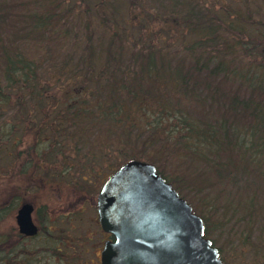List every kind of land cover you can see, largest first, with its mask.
I'll use <instances>...</instances> for the list:
<instances>
[{
    "label": "trees",
    "instance_id": "1",
    "mask_svg": "<svg viewBox=\"0 0 264 264\" xmlns=\"http://www.w3.org/2000/svg\"><path fill=\"white\" fill-rule=\"evenodd\" d=\"M132 5L141 10L129 19ZM26 125L38 127L39 157L67 146L125 153L110 173L146 159L184 196L137 151L159 146L186 163V186L225 202L220 234L232 218L229 230L242 225L254 247L256 230L264 249V188L253 180L264 174V0H0V166ZM86 162L79 170L90 174ZM38 221L37 235L14 233L7 245L0 233V264L35 263L25 242L42 233Z\"/></svg>",
    "mask_w": 264,
    "mask_h": 264
},
{
    "label": "rangeland",
    "instance_id": "2",
    "mask_svg": "<svg viewBox=\"0 0 264 264\" xmlns=\"http://www.w3.org/2000/svg\"><path fill=\"white\" fill-rule=\"evenodd\" d=\"M143 1L147 2L148 0ZM156 2L158 3L159 0ZM168 5L169 3L166 2L164 7H168ZM129 10L125 12L124 16L132 19L137 18L136 12L141 9L132 5ZM158 17L160 20L168 18V16ZM227 88H229V84H227ZM11 97L13 99L15 95H11ZM13 111L12 109L9 113L11 114ZM38 132V127L27 125L21 131L16 133L13 131L11 135L14 137L16 156L14 159L7 158L6 160L9 162H3L0 166V209L1 214L5 212V215L0 218V233L9 234L3 245H7L13 236L20 233L16 220L17 210L23 202H30L36 206V211L32 213H35L33 219L38 213L42 226L48 228L42 227L43 231L38 235L37 240L28 239L25 242L31 248V258L33 256L35 263L99 264L101 261L100 251L103 249L107 233H109L103 230L98 217L97 194L103 183L99 179L104 176L108 177L110 174L108 165L115 166L116 163L123 160L125 153L120 155L119 152L113 153L109 149L99 152V150H88V147L79 150L67 146L66 148L60 147L57 153H54L52 149L42 150L39 157L35 152L38 149H33L35 142L37 145ZM60 144L64 145L61 141ZM137 151L144 157L153 155L165 174L171 179L178 180L181 192L194 210L198 214L203 213L207 216L211 226L210 236L217 240L218 245L225 247L228 261L225 264H253L254 262L258 264V261L264 263L261 256L264 249L256 243L258 237L256 230H253L256 247L249 243L244 244L243 235H246L247 231L242 228V225L229 230L232 218L227 221L223 233H219V227L222 224L220 220L223 219L221 217L223 214L222 204L225 202L221 199V201H217L220 202L219 204L211 203L207 199L208 192L201 193L192 190L190 185L186 186L182 182L188 178L185 169L186 163L178 161L168 154L165 156L164 150L159 146L144 147ZM63 152L70 155L64 157L61 155ZM91 154H95L97 158H93ZM87 160H92L94 163L95 169L90 171L92 177L89 171L84 173L79 170L80 167H84L88 163ZM68 166L71 168L70 171L63 173ZM177 175L180 176L179 179ZM75 176H85L89 180L80 185L81 181ZM70 178H74L76 184L70 183ZM253 180L261 188H264V174L254 177ZM238 184L236 185L238 187L236 194L240 195L244 181L241 180ZM212 207H216L217 212L210 218L208 214ZM230 213L229 210L228 216ZM45 214L51 215L49 222L44 220L43 215ZM49 225L52 228H49ZM58 245L59 247H57ZM258 250H262V252H257Z\"/></svg>",
    "mask_w": 264,
    "mask_h": 264
},
{
    "label": "water",
    "instance_id": "3",
    "mask_svg": "<svg viewBox=\"0 0 264 264\" xmlns=\"http://www.w3.org/2000/svg\"><path fill=\"white\" fill-rule=\"evenodd\" d=\"M34 205L23 202L16 220L20 233H38ZM105 241L101 264H225L205 234L203 218L154 163L131 159L116 168L97 195Z\"/></svg>",
    "mask_w": 264,
    "mask_h": 264
},
{
    "label": "flooded vegetation",
    "instance_id": "4",
    "mask_svg": "<svg viewBox=\"0 0 264 264\" xmlns=\"http://www.w3.org/2000/svg\"><path fill=\"white\" fill-rule=\"evenodd\" d=\"M108 176H109V175H108ZM106 178H107V177L104 178L103 182L105 181ZM102 184H103V183H102ZM101 186H102V185H101ZM33 205H34V204H33ZM34 211H36V206H35V205H34ZM34 211H33V212H34ZM34 214H35V213H34ZM34 214H33V216H34ZM36 215H37V216H36ZM36 215H35V217H34V220H35V223L38 225V233H39V232L41 231V226H40L41 224L38 223V216H39L38 213H36ZM50 217H51V215H50ZM36 219H37V220H36ZM38 233H37V234H38ZM37 234H36V235H37ZM107 234H108V236H107V238L105 239V241H106L108 238H113L112 235H111L110 233H107ZM100 252H101V251H100ZM99 264H101V261H100Z\"/></svg>",
    "mask_w": 264,
    "mask_h": 264
}]
</instances>
